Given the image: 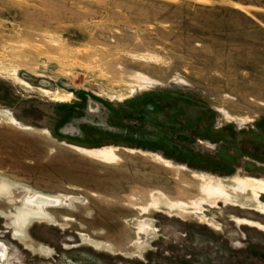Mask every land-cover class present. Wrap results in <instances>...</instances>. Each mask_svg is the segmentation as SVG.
I'll return each instance as SVG.
<instances>
[{
    "label": "rangeland",
    "instance_id": "374dc122",
    "mask_svg": "<svg viewBox=\"0 0 264 264\" xmlns=\"http://www.w3.org/2000/svg\"><path fill=\"white\" fill-rule=\"evenodd\" d=\"M0 246L264 264V0H0Z\"/></svg>",
    "mask_w": 264,
    "mask_h": 264
},
{
    "label": "bare ground",
    "instance_id": "6f19581e",
    "mask_svg": "<svg viewBox=\"0 0 264 264\" xmlns=\"http://www.w3.org/2000/svg\"><path fill=\"white\" fill-rule=\"evenodd\" d=\"M91 153H92V152H91ZM91 153H90V154H91ZM100 153H101V152H100ZM94 154H96V153H94ZM103 155H104V154H103ZM103 157H104V156H103ZM32 199H33V198H32ZM29 200H30V199H29ZM35 200L38 201V197H37V199L35 198ZM30 201H31V200H30ZM30 201H29V202H30ZM29 202H28V203H29ZM38 202H40V201H38ZM38 202H37V204H38ZM32 203H33V202H32ZM34 203H35V202H34ZM34 203H33V204H34ZM44 203H45V202H44ZM44 203L41 202L40 204H43V205H44ZM38 205H39V204H38ZM38 205H37V206H38ZM44 209H45V208H43V210L40 211V212H43ZM26 210H27V209H26ZM28 210H29V209H28ZM28 210H27V211H28ZM39 210H41V209L39 208ZM39 210H38V212H39ZM27 211H26V212H27ZM34 211H37V210H34ZM32 212H33V211H32ZM32 212H31V213H32ZM33 214H34V213H33ZM35 215L41 217L42 214H41V213H35ZM35 215H34V216H35ZM43 215H44V214H43ZM29 216H30V215H29ZM31 216H32V215H31ZM25 217H26V216H25ZM24 220L26 221L25 218H24ZM24 223H25V222H24ZM3 250H4V248H3V247H0V260H1V258H4V257L6 256V254L4 253Z\"/></svg>",
    "mask_w": 264,
    "mask_h": 264
},
{
    "label": "flooded vegetation",
    "instance_id": "af4514ba",
    "mask_svg": "<svg viewBox=\"0 0 264 264\" xmlns=\"http://www.w3.org/2000/svg\"><path fill=\"white\" fill-rule=\"evenodd\" d=\"M0 247H2V246H0ZM3 248H4V247H3ZM3 251H4V253H5V254H7V252H6V249H5V248H4V250H3Z\"/></svg>",
    "mask_w": 264,
    "mask_h": 264
}]
</instances>
